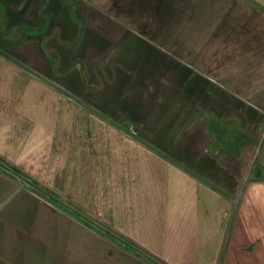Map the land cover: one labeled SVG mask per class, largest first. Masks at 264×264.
Wrapping results in <instances>:
<instances>
[{
  "label": "crops",
  "instance_id": "1",
  "mask_svg": "<svg viewBox=\"0 0 264 264\" xmlns=\"http://www.w3.org/2000/svg\"><path fill=\"white\" fill-rule=\"evenodd\" d=\"M90 2L75 3L76 21L73 0H0V159L163 264H264V178L242 186L239 170L214 158L244 156L249 144L240 154L221 149L225 136L210 145L212 126L248 134L264 121V0ZM39 18L60 41L73 28L81 49L91 29L111 28L123 71L151 52L186 93L222 94L232 114L200 115L205 151L200 138L179 143L189 133L165 150L142 141L53 85L19 46L5 48L9 29ZM0 264L153 263L0 169Z\"/></svg>",
  "mask_w": 264,
  "mask_h": 264
},
{
  "label": "rangeland",
  "instance_id": "2",
  "mask_svg": "<svg viewBox=\"0 0 264 264\" xmlns=\"http://www.w3.org/2000/svg\"><path fill=\"white\" fill-rule=\"evenodd\" d=\"M79 1L91 4L90 0H73L72 17L76 21H80L75 9V3L78 4ZM200 1L207 3V0ZM38 20L35 25L9 29L7 33L11 40L5 48L14 52L16 45L19 46L20 52L29 58L26 61L30 65L33 61L36 62L37 67L46 71L47 79L53 85L66 90L73 99L87 105L92 112L113 121L123 131L142 141L165 150L166 146L174 142L177 133L181 134L180 139L189 133L192 136L179 143H191L192 140L196 143L200 138V148L204 150V147L207 148V141L202 139L204 136L209 137L202 129L200 115L206 117L207 113H213L229 119L232 114L229 108L223 107L222 94H216V100L219 101H214L206 90L201 93H186L181 84L177 85L180 79L175 76V71L170 67L165 70L159 59L153 60L156 55L151 52H148L150 60L141 59L130 69L123 71L122 65L112 58L115 34H112L111 28H106L104 32L91 29L87 37L88 43L81 49L78 40L73 37V28L67 30L68 34L72 32L68 41H60L63 31L50 27L47 21L43 23L42 18ZM51 53L63 60L60 68H56L58 61L49 55ZM123 72H126L124 76ZM201 106L206 109L199 110L198 107ZM259 121L256 117L252 124H247L248 134L240 132L242 126L239 125H227L225 128L223 125L212 126L216 138L210 144L212 148L222 145L223 136L226 140L221 149L225 153L240 154L244 151L242 147L249 144L244 156H226L224 159L225 154L221 150L214 155L216 161L220 160V164L224 165L226 160L233 171L239 170L242 176L239 184H243L242 186L250 180L264 178V121ZM230 127L232 129L227 131ZM235 133V137L227 138L228 134L230 137ZM250 133L254 136L252 142H249ZM235 179L237 177L233 176V180ZM233 192V199H237L239 192Z\"/></svg>",
  "mask_w": 264,
  "mask_h": 264
},
{
  "label": "trees",
  "instance_id": "3",
  "mask_svg": "<svg viewBox=\"0 0 264 264\" xmlns=\"http://www.w3.org/2000/svg\"><path fill=\"white\" fill-rule=\"evenodd\" d=\"M0 167L3 168V169L8 170L9 172L13 173L14 175H18L21 178L27 180L30 184H32L34 187L39 189L43 194H45L48 197V199H50L51 201L59 204L65 210H67V211L73 213L74 215H76L81 221H83L89 227H91V228H93V229H95V230H97L99 232L104 233L108 238L113 240L115 243H117V244H119L121 246H124L126 249H128V250H130V251H132V252H134V253H136L138 255H141L143 258H145L146 260H148L149 262H151L153 264H163L162 262H160L159 260H157L156 258L151 256L150 254L146 253L145 251H143L140 248H138L137 246H135L133 243L129 242L128 240H126L124 238H122L121 236L116 235L111 230H109L108 228L104 227L103 225L98 223L93 218H91V217L79 212L78 210L74 209L70 205L65 204L64 202L59 200L57 198V196H55L54 194L49 192V190L39 186L35 181H33L29 177H27L24 174H22L17 168H15L14 166H12L9 163L5 162L2 159H0Z\"/></svg>",
  "mask_w": 264,
  "mask_h": 264
},
{
  "label": "water",
  "instance_id": "4",
  "mask_svg": "<svg viewBox=\"0 0 264 264\" xmlns=\"http://www.w3.org/2000/svg\"><path fill=\"white\" fill-rule=\"evenodd\" d=\"M0 169H2L4 172H6L7 174L13 176L14 178H16L17 180H19L20 182L24 183L26 186H28L29 188H31L32 190H34L35 192L41 194L42 196L48 198L45 194H43L39 189H37L36 187H34L32 184H30L27 180L21 178L20 176L18 175H14L13 173L9 172L8 170L6 169H3L0 167Z\"/></svg>",
  "mask_w": 264,
  "mask_h": 264
}]
</instances>
